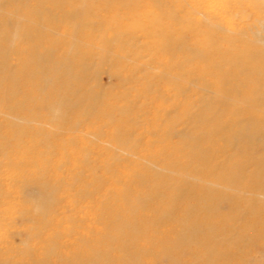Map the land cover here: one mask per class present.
I'll list each match as a JSON object with an SVG mask.
<instances>
[{
	"label": "bare ground",
	"instance_id": "obj_1",
	"mask_svg": "<svg viewBox=\"0 0 264 264\" xmlns=\"http://www.w3.org/2000/svg\"><path fill=\"white\" fill-rule=\"evenodd\" d=\"M146 38L152 40L141 41ZM150 49L156 53L152 63L138 54ZM160 56L164 58L159 61L156 58ZM101 74L115 78L116 83L103 86ZM135 87L140 89L138 100L144 98L137 106L135 99L129 98ZM0 97V221L10 219L3 235L6 244L0 245V264L24 262L26 239L20 245L13 239L28 232L25 224L33 220L30 212L37 213L39 226L54 227L44 217L57 211L54 193L60 185L56 182L66 175L49 162L60 149L75 144L76 136L71 133L80 132L85 121L118 120L110 130L119 143L114 150L129 149L125 157L113 153L110 157L122 160L123 168L133 162L132 158L145 164L131 167L121 200H128L131 191L145 194L146 189L152 195L144 198H154L166 194L174 182H182L186 190L197 188L207 196L223 189L213 198L214 206L250 191L254 197L248 204L264 207L263 181L243 186L239 181L241 171L250 163L258 168L255 174L264 173V0H230L221 8L210 5L209 0H0ZM127 98L129 105L119 104ZM159 101L167 107L158 106ZM143 114L151 118L141 119ZM100 131L93 135H101ZM145 131L150 136L142 144ZM134 134L137 137L132 141ZM174 135L178 141L173 140ZM164 139L162 149H138ZM256 149L263 153L255 156ZM63 150L62 163L76 150L85 163L80 176L72 179L83 185L76 194L85 198L99 193L103 199L96 207L105 209L106 193L100 191L105 181L94 175L99 168L95 161H103L106 151ZM240 151L247 155L242 163L237 160ZM195 159L203 164L188 170ZM233 161L232 170H223ZM165 169L168 174L161 172ZM109 172V167L103 166L101 176ZM220 176L225 181L222 184L217 182ZM12 179L20 183L19 190L33 187L34 205H19L3 197L19 192ZM158 179L166 183H156ZM51 182H55L52 188ZM112 191L109 189L107 195ZM195 197L202 201L206 196ZM81 207L87 214L98 210L93 204ZM130 210L132 221L143 220L137 219L145 216L143 212ZM13 211L21 220L15 231H9L14 224ZM174 211L172 207L152 220H170ZM206 230L226 232L212 224ZM188 237L196 241L194 234ZM241 249L235 255L223 252L218 257L238 258ZM141 250L147 253L148 249ZM97 257L106 259L101 253ZM70 259L66 262L74 261ZM135 261L133 264H140L139 258Z\"/></svg>",
	"mask_w": 264,
	"mask_h": 264
},
{
	"label": "rangeland",
	"instance_id": "obj_2",
	"mask_svg": "<svg viewBox=\"0 0 264 264\" xmlns=\"http://www.w3.org/2000/svg\"><path fill=\"white\" fill-rule=\"evenodd\" d=\"M229 1L230 0H209L210 5L218 6L220 8L226 7ZM151 40L152 39L150 38H146L141 41L149 43ZM138 54L141 57H144V60L146 61L149 59L148 62L152 63L155 61L154 54L156 53L152 49L141 51ZM168 56L170 57L169 54ZM163 58L164 56H160L156 59L160 61ZM159 69L160 68H154V71H159ZM99 81L106 87L109 86L110 83H116V79H110L107 74H101L99 76ZM92 82L95 83V81ZM129 86V84L124 85L121 89H125ZM139 94L140 89L138 87H135L130 91L129 98L135 99L134 106H137L141 101H144V98H141L140 101L138 100ZM20 96L21 95H19L18 98H20ZM129 98L121 99L119 104L129 105ZM11 100L8 103H12ZM157 105L163 108L167 107L168 104L159 101ZM140 118L146 119L151 118V116L143 114ZM116 124H119V121L116 119L109 123L94 120H90L86 123L85 121L83 122L82 128H79L80 132L75 131L71 133V136H76L75 144L63 148H101L106 151V154L101 156L104 159H102L103 161H95V164L99 168L96 169L94 175V178L99 179L101 177L105 181L100 190L101 192L106 193L105 198L106 203L108 204H106L105 209L103 207L100 209L96 207L101 206L100 202L103 199L99 193L93 196H85V198H82L80 194H76L75 190L83 187L81 182H75L72 180L73 178L80 176V169L85 164L76 156L80 150L70 152L66 163H62L63 161L61 162L60 153L64 152V150L60 149L58 154L51 159L49 164L52 168L58 166L60 168L59 173L65 174L66 177L63 181L56 182V184L60 185H57L59 186V189L54 193L55 201L58 203L57 211L44 217L46 221L49 219L54 227H58L55 231L53 230L54 227L50 229L48 226L45 228L39 226L35 220V218H38L37 213L30 212L29 215L32 216L33 220L32 222L31 220L30 222L27 221V224H25L26 229H28L30 234L24 231L21 235H17L13 239L17 245H20L22 239H26L28 255H25L24 262L20 264H133L134 262L136 263V258L140 259V264H244L247 258L250 260L246 261L247 264H264V207L262 208V206L255 203L252 205L248 204V202L251 201V198L254 197L250 194V191H245L246 193H237L235 194L236 197L230 199V202H219L220 204L214 206V201L216 200L213 198H216L218 192H224L223 189L207 196L200 193V189L193 188L192 191H189L185 189L182 182H174L173 185H169L170 188L166 190V194L145 199V196L150 197V195H152V191L149 189L145 190V194L131 191L127 196L129 197L128 200H124L125 198L121 200L120 196L121 193H123L122 188L124 190V187H128L129 185V183L124 181L126 179L125 177L133 172L131 167L136 168V165L143 164V161H140L138 158H132L131 160H133V162H129L128 165H124L126 168H123L120 164L123 162L122 160L114 159L112 156L110 157L111 153L116 156L120 154L118 157H125L127 156L126 150L129 149L128 147H122L121 149L114 150L119 143L117 142V139L110 134V130H112L113 126ZM99 128L101 129L100 132H102L101 135H93L96 130H100ZM65 134L67 133H64V135ZM136 134L131 137L132 141H135L134 139L137 137ZM148 136L150 135L145 131L143 137L140 138V142L144 144L148 139ZM66 137L67 135H65V138ZM172 138L174 141L179 140L176 135L172 136ZM165 143L166 140L164 139V141H158L154 145H141L138 149H162ZM20 148L24 149L25 147L22 146ZM41 149H46V147H41ZM256 150L254 153L255 156H259L263 153L260 149ZM225 152H229V150L226 149ZM245 156L247 155L245 153L242 154L240 151L237 155L238 162L242 163ZM234 162L235 161L225 164L224 166H226V168L223 170H232ZM200 164H203V162H199V160L195 159L190 164L188 170H191L194 166H200ZM158 165L165 168L160 164ZM103 166L109 167L110 172L106 173L107 175L101 176ZM9 170H11V168H9ZM212 170L213 172L217 171V169L214 168ZM256 170H258V168H256L255 163L248 164L245 169L241 171L243 178L239 180L241 182L240 185H246L249 181L258 184L261 180L263 181V185H259L264 186V173L261 172V175H257L255 174ZM161 172L168 174L166 169L161 170ZM112 174L114 176H119V178L114 180ZM202 177H206V174L202 175ZM51 179L53 178H50L49 180ZM207 179L215 181L213 178ZM163 181H159L158 179L155 182L164 185L166 181ZM217 182L219 184L224 183L223 176H220ZM11 183H13L17 190L20 189L19 182L12 179ZM53 183L55 182L49 184V186H51L50 188L54 186ZM96 184H98V182H96ZM4 186H8L7 181L4 183ZM32 188V186H29L23 190H19L18 193L14 192L12 195H4L3 197H5L7 201H15L16 204L31 207L37 201V199L34 198L36 192L32 191ZM109 189L113 190V193L110 194L112 198L107 195ZM45 191L46 190L42 193L45 194ZM182 192L190 194L183 193V196L180 198L179 196L174 197V195ZM226 193H229L230 195V193L232 194L233 192L226 190ZM195 195H204L206 197L200 201ZM135 196L140 197L138 198ZM62 203L65 204L62 205ZM82 204H93L98 210L97 212H94L89 209L92 213L87 214L88 211L86 212V208L83 209L81 207ZM172 207L175 209L172 219H163L162 221H158V223L157 221L152 220L154 217H157ZM131 208L136 209V212H143L145 216L137 218L143 220L132 221L131 218L133 219V217L129 216ZM188 208L190 212L187 211ZM3 209H5V207H3ZM236 216L240 217L238 218ZM12 218L14 224H12L13 228H9V231H15L16 225H19V221L21 220L19 214L14 211ZM9 222L10 219L0 221V240H2L0 241V245L6 244L5 242L3 243V235H6L5 231ZM209 224L214 225L218 229L219 227H222L226 232L222 233L217 230L213 232L207 231L206 226ZM48 231L50 232L48 233ZM33 234H36V236H33ZM190 234L195 235L194 240L196 241L194 243L192 242L193 240L190 241L188 239ZM135 235L136 237H134ZM221 236H229L230 239L222 241V239H220ZM243 237L246 238L245 242H241ZM51 239L54 241L57 240L58 243L64 242L65 245H58V243L56 244ZM212 239L213 241H209ZM247 239H249V241ZM9 240H11V238H9ZM145 246L148 249L147 253H144L141 250V248H144ZM13 247L16 246L14 245ZM238 248H242V253H239L240 256L238 258L224 260L223 258L221 259L218 257L219 254H223V252L233 253V255H235V253L238 252ZM98 253H101L102 256L106 255V259L104 260L101 257H97ZM73 256L77 258L74 259ZM70 258L74 259V261L67 263L66 260H69ZM208 260L209 262H207ZM33 261H35V263H33ZM11 263L12 262H10V264Z\"/></svg>",
	"mask_w": 264,
	"mask_h": 264
}]
</instances>
